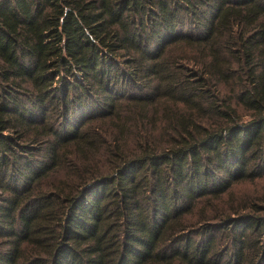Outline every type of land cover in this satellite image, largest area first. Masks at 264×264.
Here are the masks:
<instances>
[{"label": "trees", "instance_id": "obj_1", "mask_svg": "<svg viewBox=\"0 0 264 264\" xmlns=\"http://www.w3.org/2000/svg\"><path fill=\"white\" fill-rule=\"evenodd\" d=\"M0 264H264V0H0Z\"/></svg>", "mask_w": 264, "mask_h": 264}, {"label": "clouds", "instance_id": "obj_2", "mask_svg": "<svg viewBox=\"0 0 264 264\" xmlns=\"http://www.w3.org/2000/svg\"><path fill=\"white\" fill-rule=\"evenodd\" d=\"M235 118L238 123L247 124L254 119V114L251 109L241 106L237 109Z\"/></svg>", "mask_w": 264, "mask_h": 264}]
</instances>
